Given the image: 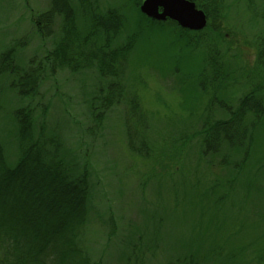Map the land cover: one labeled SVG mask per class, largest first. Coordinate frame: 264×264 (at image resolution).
I'll return each instance as SVG.
<instances>
[{
	"label": "rangeland",
	"instance_id": "obj_1",
	"mask_svg": "<svg viewBox=\"0 0 264 264\" xmlns=\"http://www.w3.org/2000/svg\"><path fill=\"white\" fill-rule=\"evenodd\" d=\"M51 1L0 0V58L11 46L21 66L45 56L52 38L41 37L32 18ZM90 1L126 15L121 39L139 22L144 26L121 81L146 116L147 154L138 155L128 143L125 104L107 111L97 126L90 104L106 79L95 69L57 68L27 100L38 112L46 108L67 155L90 165L82 244L91 264H264V115L247 150L222 144L223 154L212 157L201 152L194 133L211 98L237 107L258 84L255 93L264 102V72L257 64L264 57V0H223L222 20L211 19L210 27L193 33L197 43L189 49L139 17L129 0H75L78 24H86L82 12ZM216 70L229 77L215 79ZM8 80L0 75V140L15 162L11 113L26 102ZM215 103L213 115L228 117ZM212 252L217 257L208 256Z\"/></svg>",
	"mask_w": 264,
	"mask_h": 264
},
{
	"label": "trees",
	"instance_id": "obj_2",
	"mask_svg": "<svg viewBox=\"0 0 264 264\" xmlns=\"http://www.w3.org/2000/svg\"><path fill=\"white\" fill-rule=\"evenodd\" d=\"M129 1L139 17L156 30L168 31L177 44L187 49L196 47L192 34L201 30L182 28L170 19L149 18L140 11L141 0ZM191 1L206 12L208 21L216 17L222 20L218 5L223 0ZM82 13L86 19L84 26L75 20L79 14L75 0H52L47 11L32 18L41 37L52 38L53 47L45 56L21 66L14 54L16 47L11 46L0 58V75H8L10 88L26 102L11 113L18 142L15 162L9 161L0 140V264H91L82 244L90 218V165L84 162L79 166L67 155L61 133L48 125L46 108L38 112L35 104L27 100L38 94L48 75L61 67L72 72L95 69L106 79V85L98 89L90 104V114L97 126L107 111L125 104L131 149L144 156L149 148L145 145L146 116L136 95L129 96L121 81L136 37L144 26L139 22L135 31L121 39L126 15L119 8L101 10L97 1H90ZM48 22L53 28L45 26ZM257 64L264 72V57ZM224 77L227 79L229 74L216 70L215 79L221 81ZM250 85H255L254 80ZM256 87L258 84L239 100L237 107L216 102L228 117H215L210 105L218 98L210 99L201 127L194 132L200 135L201 152L213 157L222 155L224 146L233 150L252 147L255 129L264 115V102L255 93ZM209 255L217 257L216 252Z\"/></svg>",
	"mask_w": 264,
	"mask_h": 264
},
{
	"label": "water",
	"instance_id": "obj_3",
	"mask_svg": "<svg viewBox=\"0 0 264 264\" xmlns=\"http://www.w3.org/2000/svg\"><path fill=\"white\" fill-rule=\"evenodd\" d=\"M140 10L149 18L171 19L190 30H202L208 23L206 12L191 0H142Z\"/></svg>",
	"mask_w": 264,
	"mask_h": 264
}]
</instances>
